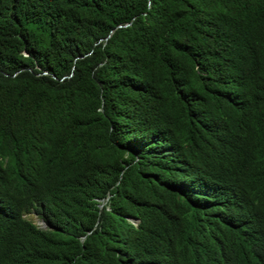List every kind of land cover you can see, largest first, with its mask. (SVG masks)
<instances>
[{
  "label": "trees",
  "instance_id": "16d2710c",
  "mask_svg": "<svg viewBox=\"0 0 264 264\" xmlns=\"http://www.w3.org/2000/svg\"><path fill=\"white\" fill-rule=\"evenodd\" d=\"M0 264H264V0H0Z\"/></svg>",
  "mask_w": 264,
  "mask_h": 264
},
{
  "label": "rangeland",
  "instance_id": "374dc122",
  "mask_svg": "<svg viewBox=\"0 0 264 264\" xmlns=\"http://www.w3.org/2000/svg\"><path fill=\"white\" fill-rule=\"evenodd\" d=\"M26 217L31 220L33 223H35L40 228H46V225L43 223L41 219L37 217V215L32 212L26 215Z\"/></svg>",
  "mask_w": 264,
  "mask_h": 264
},
{
  "label": "clouds",
  "instance_id": "9594fccd",
  "mask_svg": "<svg viewBox=\"0 0 264 264\" xmlns=\"http://www.w3.org/2000/svg\"><path fill=\"white\" fill-rule=\"evenodd\" d=\"M108 198V197H107ZM106 198V200H107ZM105 203V201H102V203L99 205L100 207ZM44 223V222H43ZM45 224V223H44Z\"/></svg>",
  "mask_w": 264,
  "mask_h": 264
}]
</instances>
